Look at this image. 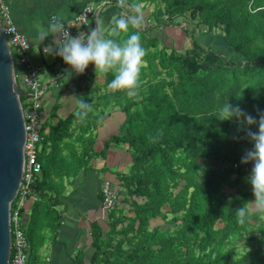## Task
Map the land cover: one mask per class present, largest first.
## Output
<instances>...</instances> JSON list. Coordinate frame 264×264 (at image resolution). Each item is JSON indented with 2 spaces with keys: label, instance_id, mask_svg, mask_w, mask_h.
Wrapping results in <instances>:
<instances>
[{
  "label": "trees",
  "instance_id": "1",
  "mask_svg": "<svg viewBox=\"0 0 264 264\" xmlns=\"http://www.w3.org/2000/svg\"><path fill=\"white\" fill-rule=\"evenodd\" d=\"M153 2L162 13L158 24L200 20L208 31H221L240 59L196 43L180 52L153 37V29L130 25L146 50L137 95L112 89V72L92 74L78 99L91 105L86 120L74 112L44 136L43 169L31 186L35 202L26 224L30 264H41V250L58 241L78 178L94 171V160L106 158L112 144L129 146L130 171L117 174L129 209L110 211L107 231L91 222V264H264V213L250 211L245 223L237 217L254 200L247 179L252 163H241L254 145L235 120H218L227 100L257 121L264 113V0ZM99 74L103 82L93 90ZM117 111L126 116L121 133L97 151L103 117ZM158 219L166 229L152 227ZM244 238L259 247L235 252Z\"/></svg>",
  "mask_w": 264,
  "mask_h": 264
},
{
  "label": "crops",
  "instance_id": "2",
  "mask_svg": "<svg viewBox=\"0 0 264 264\" xmlns=\"http://www.w3.org/2000/svg\"><path fill=\"white\" fill-rule=\"evenodd\" d=\"M0 1L9 8L15 26L26 36L31 44L30 58L40 70V79L45 89V135H48L50 129L57 126L61 120L76 112L79 94L87 91L89 78L96 71L94 65H89L83 74H68L69 66L64 63L62 58L46 55L43 51L44 47L54 44L56 41L62 39V36H55L56 34L53 33L52 35L55 37H49L42 42L39 38L40 29L47 27L51 23H57L60 25L59 32L63 35V28L72 24L74 26V34L72 36L81 35L86 38L87 34L93 29H98L100 33L104 34L114 19L124 14L126 10L130 15H139L141 17L151 11L156 12L157 15L161 13V10L154 4V0ZM86 6L93 7L94 19L89 27H82L76 23V18ZM137 6L140 9L139 13L136 11ZM183 20L188 21L187 18ZM143 23L145 22L142 21L141 25L146 28V23ZM160 26L165 28V30L167 28V32L170 28L174 32L173 36H168L166 37L167 39H173L178 44H181L180 42L183 43L185 38L182 36V33L184 32L179 31V25L164 26L160 24ZM189 33H191V37L196 34L195 30H190ZM152 36L159 38L166 45L162 35H160L159 29L153 30ZM203 36L200 35L198 41H195L193 45L196 43L205 47L204 43L200 42V40H204ZM184 42L183 50H188L186 46L187 41ZM173 46L171 45L170 48H176V46ZM177 49L179 50V48ZM95 82L96 85L103 82L101 74L96 75ZM96 85L92 87L93 90H95ZM56 106L59 108L56 115L52 116ZM125 119V114L117 111L103 121L102 126L97 132L99 137L97 151L103 149L102 145L104 146L105 142L112 135L121 133V126ZM130 167L131 156L129 146L123 144H112L106 158L94 160L95 170L90 171L87 176L81 175L77 180L76 187H78V190L71 196V201L68 202V212L64 217L58 241L50 243L41 250V264H91L94 253L92 248L91 222L97 221L104 231L108 230L107 219L109 212L103 208L102 200H100L99 196L102 186L106 181H110L114 189L118 190L119 188V190H123L117 174L129 173ZM120 199L122 200L121 196ZM34 202V200H29L27 203L24 214V222L26 224L30 220V213ZM82 255L83 263L81 261Z\"/></svg>",
  "mask_w": 264,
  "mask_h": 264
},
{
  "label": "clouds",
  "instance_id": "3",
  "mask_svg": "<svg viewBox=\"0 0 264 264\" xmlns=\"http://www.w3.org/2000/svg\"><path fill=\"white\" fill-rule=\"evenodd\" d=\"M137 13L140 9L137 6ZM142 17L139 15L121 16L115 20V26L110 35L105 36L98 29L90 31L86 38L77 35L72 36L69 32L66 36L59 32L60 25L51 23L40 29L39 38L43 42L49 37L57 35L62 39L54 44L44 47L46 55H54L62 58L69 66L68 74H83L89 65H94L96 73H114L110 87L114 90L125 91L129 97L137 95L141 66L146 55V50L141 44L139 32L129 31L130 25L139 26ZM56 35L53 36L52 34ZM122 33H128L125 39H120ZM58 45V46H57ZM91 105L81 101L75 116L80 120H86ZM222 119L220 121L235 120L241 130L247 132L248 138L253 143V148L246 151L241 163H252V171L247 177L252 186L254 200L249 202V208L244 207L237 210L240 223H245L249 212L264 213V113L259 120L246 113L239 105H232L227 100L226 105L221 108ZM252 126H257L258 131H252Z\"/></svg>",
  "mask_w": 264,
  "mask_h": 264
},
{
  "label": "built area",
  "instance_id": "4",
  "mask_svg": "<svg viewBox=\"0 0 264 264\" xmlns=\"http://www.w3.org/2000/svg\"><path fill=\"white\" fill-rule=\"evenodd\" d=\"M121 16H130L126 10ZM120 16V17H121ZM94 19V9L86 6L76 18V23L82 27H89ZM0 20L5 36L11 49L16 69V81L19 89L25 95V101L21 106L25 119L26 139L24 144V172L23 182L17 197L15 198L10 216L11 227V253L10 264H30L31 245L27 238L26 223L22 212L26 209L29 200H35L31 186L42 173L40 154L44 140V101L45 89L40 79V70L30 58L31 44L14 24L10 10L0 1ZM73 25L63 28V35L69 32L74 34ZM16 59L18 64L16 65ZM19 66V68H18ZM253 166V165H251ZM239 169V164L234 165ZM103 195V208L108 212L118 208L121 199L120 193L113 188L110 181H106L101 189Z\"/></svg>",
  "mask_w": 264,
  "mask_h": 264
},
{
  "label": "water",
  "instance_id": "5",
  "mask_svg": "<svg viewBox=\"0 0 264 264\" xmlns=\"http://www.w3.org/2000/svg\"><path fill=\"white\" fill-rule=\"evenodd\" d=\"M22 95L0 20V264H10L11 209L23 182L26 130Z\"/></svg>",
  "mask_w": 264,
  "mask_h": 264
},
{
  "label": "rangeland",
  "instance_id": "6",
  "mask_svg": "<svg viewBox=\"0 0 264 264\" xmlns=\"http://www.w3.org/2000/svg\"><path fill=\"white\" fill-rule=\"evenodd\" d=\"M161 14L162 13H159V15H161ZM186 18L188 19L189 22L181 19L179 21V23L177 24V25H179L178 26L179 27L178 28L179 31H183L185 33V34L182 33V36L185 39L183 40V43L180 42L181 44H178L173 39L169 40V39L166 38L168 36H171L172 37L173 34H174V32H172L170 30L171 28L167 32V28L165 30V28H162V26H160V24H158V22H157L158 16L156 15L155 12H152L151 11L148 14L145 13L144 16L142 17V21H144L146 23V24L143 23V24H145L146 28L153 29V30H156V29L158 30L159 29L160 35H162L163 40L165 41L166 45H168V47H171V45L172 46L174 45L173 47L176 46V49L179 48V50L178 49L177 50L180 51V52L187 51L186 49L183 50L184 49V45H185V42L184 41H187V45H186L187 46V49H190V48H193V43L195 41H198V37L200 35H204L203 36V39L204 40H200V42L201 43H204V45H205L206 48H210L214 52H217V53H219L221 55H224V56L228 57L229 59H232L233 61H238L240 59V56H237L234 52H232L231 49H229V48H227L225 46V43L222 40V33H221V31H219V30L208 31V29L204 25L201 24L200 20H195L196 22H193V20L190 18V16H186ZM186 18H184V19H186ZM141 26H143V25H141ZM190 30H195V33H196L192 37H191V33H189ZM17 64H18V61L16 59V65ZM94 85H96V82L94 83ZM94 85H92V87ZM96 110H97V112H99L101 110V107L100 108H97ZM108 118H109V116H106L105 115L103 117V121L106 120V119H108ZM102 148H103V145H102ZM117 191L119 192L121 190H119V188H118ZM121 197H122V201L123 202H121L118 207H122L123 209H125V210L128 211V209H129L128 204L126 202H124L125 196L123 195ZM165 223L161 219H158V220H155L153 222L152 227L161 226L162 229L164 230L168 226ZM254 232H255V229L252 228L250 230V233L251 234H254ZM251 247L258 248L259 245L255 241H247L244 238V239H239L238 240V244L235 245L233 249H234L235 252H238V253H240V255H242L245 252L249 251L251 249Z\"/></svg>",
  "mask_w": 264,
  "mask_h": 264
}]
</instances>
